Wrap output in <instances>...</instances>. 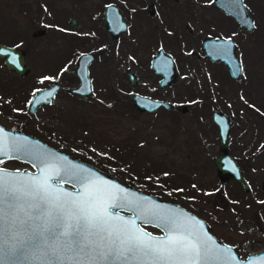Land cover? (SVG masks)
<instances>
[{"label":"rangeland","instance_id":"obj_1","mask_svg":"<svg viewBox=\"0 0 264 264\" xmlns=\"http://www.w3.org/2000/svg\"><path fill=\"white\" fill-rule=\"evenodd\" d=\"M106 2L125 5L127 10L128 29L117 37L102 21ZM244 2L254 21L252 30L242 28L213 0H0V41L25 51L33 85L61 66L63 86H72L77 81L71 72L77 56L95 55L89 66L94 83L89 97L62 89L52 103L35 112L26 109L21 100L28 93L0 59V121L6 128L43 138L125 184L186 207L205 218L210 230L241 257L260 251L264 248V0ZM210 36L236 42L242 65L239 78L232 77L223 62L204 56L201 41ZM157 48L171 54L176 63L177 78L165 87H159L160 75L150 67ZM125 67L137 75L135 85ZM6 80L16 93L5 87ZM129 91L173 106L141 111L128 100ZM178 104H186L185 109ZM213 108L231 119L228 149L251 185L249 190L229 175L219 177L214 157L221 152L220 138ZM0 166L31 169L16 159Z\"/></svg>","mask_w":264,"mask_h":264},{"label":"snow or ice","instance_id":"obj_2","mask_svg":"<svg viewBox=\"0 0 264 264\" xmlns=\"http://www.w3.org/2000/svg\"><path fill=\"white\" fill-rule=\"evenodd\" d=\"M231 47L225 42L217 52L228 56ZM21 156L39 171L0 167V264H242L195 217L136 196L0 127V165ZM137 221L154 223L164 235L153 236ZM254 261L264 264V256L248 264Z\"/></svg>","mask_w":264,"mask_h":264},{"label":"water","instance_id":"obj_3","mask_svg":"<svg viewBox=\"0 0 264 264\" xmlns=\"http://www.w3.org/2000/svg\"><path fill=\"white\" fill-rule=\"evenodd\" d=\"M214 3L222 10H224L225 13L231 15L242 28L246 30H252L254 28V21L248 12V8L244 0H214ZM104 18L107 19L108 30L111 32V34L116 35L125 29L126 26L125 19L124 17H122L121 11L114 4L110 3L106 6L104 11ZM71 23L76 24L77 21L72 18ZM225 42H230L232 45L230 54L228 56L220 55L217 52V46L224 44ZM235 46H236V42L233 41L231 38H220V37L211 36V37H205L202 40V50L205 52V56L211 60L222 61L225 64L226 68L228 69L229 74L237 79L239 78L242 72V65H241V61L239 60V58L235 53ZM2 58L4 59V64L7 68L14 70L19 74L24 75L29 70V66L25 62V51L17 46L7 45L0 41V59ZM13 58H15V63L12 62ZM91 58L92 55L89 52L80 54L75 62V68L73 70V73L80 77L81 83L76 88H71L70 91L81 94L83 98H86L91 91V84L88 77V65L91 61ZM151 67L157 73L162 75V78L160 80L161 86L168 85L174 82L177 78L175 71V61L172 58V56L166 54L163 49H159L156 52V54L153 56L151 61ZM130 76L134 83L135 76L132 73H130ZM57 88H58L57 85L53 84L51 87L42 89L39 92L35 93V96H33L31 99L32 103H30V105H32L33 107L37 105L38 103H35V100H38L41 97H45V98L40 100L39 103L43 101L49 102L52 97H46L45 94L53 89H55L56 91ZM129 100L139 110L148 111L150 113L156 112L160 105H163L167 108L171 106L169 102L135 92L130 93ZM185 106L186 104L177 105V107L180 110L185 109ZM212 119L218 126V135L221 139L220 142L221 152L219 155L214 157V161L216 163L219 177L222 178L225 175H229L233 179L239 181L245 190H249L251 186L247 178L245 177L235 156L230 154L228 149L229 140L231 136L230 134L231 119L225 113H223L219 108L213 109ZM0 127H2L5 131L12 133L13 135L21 139L26 137L33 145L41 146L47 151L54 153L60 157H66L67 162L77 165L78 167L89 169L97 177L111 181L115 184H119L122 188H125L126 190H128V192L136 196L147 197L150 201H154L161 205H167L172 208L180 209L188 216L195 217L196 220L203 225V230L205 231V233L222 247L224 248L230 247L232 249V254L235 255L237 259L242 261V264H248L249 260H253L256 257L264 256V249H263L258 253H248V255L245 256V258H242L234 246L220 240L210 231L209 223L204 218L200 217L199 215L187 209L186 207L175 202L164 200L158 194L147 193L142 189L136 187L135 185L125 184L119 179H117L115 176L105 172L96 165L84 161L78 157H75L74 155L65 152L59 148L51 146L31 133H27L15 128L14 129L6 128L1 124V122H0ZM262 146H264V140L262 142ZM16 160L28 163L32 167V169L9 168L3 166L0 167L6 168L9 171L19 170L20 172H24L28 174L38 173L39 170L33 167L32 162L28 158L21 156L19 159ZM62 187L68 191H76V189L73 188V186L69 183H64ZM261 187L262 189H264V180L261 183ZM120 214L126 217L131 216V213L129 212H121ZM137 223L140 224V226L146 232L151 233L153 236L161 237L164 235V233H154L152 231H149L145 227L147 225L156 227L154 223H147V222L141 223L140 221H137ZM254 264H259V262L254 261Z\"/></svg>","mask_w":264,"mask_h":264},{"label":"flooded vegetation","instance_id":"obj_4","mask_svg":"<svg viewBox=\"0 0 264 264\" xmlns=\"http://www.w3.org/2000/svg\"><path fill=\"white\" fill-rule=\"evenodd\" d=\"M214 1V0H213ZM110 3H112V4H114L120 11H121V15H122V17H124V19H125V23H126V26H125V29L122 31V32H124V31H126V29H128L127 27H128V22H127V17H126V14H127V10H126V8H125V5H122V7L120 6H117L115 3H113V2H106V4H105V8H106V6L108 5V4H110ZM217 6V5H216ZM218 7V6H217ZM105 8H104V11H105ZM220 10H222L220 7H218ZM104 11H103V13H102V21H103V23H104V26H105V28H106V31L108 32V33H110V35L112 36V37H117V36H119V34L120 33H122V32H120V33H118V34H116V35H113V34H111V32L108 30V25H107V19H105L104 18ZM126 11V12H125ZM223 12H224V10H222ZM118 12V11H117ZM225 13V12H224ZM226 15H228V16H230L231 18H233L231 15H229V14H227V13H225ZM71 19L72 18H70V22H71ZM74 20H76L77 21V19H75V18H73ZM234 19V18H233ZM236 21V20H235ZM78 24V21H77V23L76 24H73V25H77ZM211 37V36H210ZM203 40V39H202ZM201 47H202V41H201ZM159 49H163V48H157V50L155 51V53L151 56V58H150V67H151V61H152V58H153V56L156 54V52L159 50ZM164 50V49H163ZM164 52L166 53V54H169L168 52H166L165 50H164ZM82 53H85V52H82ZM82 53H80V54H82ZM90 53V52H89ZM190 53L191 52H185V54H188V55H190ZM203 53H204V56H205V52L203 51ZM79 54V55H80ZM25 55H26V53H25ZM78 55V56H79ZM91 55H92V58H91V61H90V63H89V65H88V77H89V80H90V84H91V91H90V93L88 94V96L87 97H89V95L92 93V91H93V87H94V83L92 82V80H91V78H90V69H89V66L93 63L92 61L95 59V55H94V53H91ZM169 55H171V54H169ZM78 56H77V58H78ZM172 56V55H171ZM77 58H76V60H77ZM172 58L174 59V57L172 56ZM208 58V57H207ZM209 59V58H208ZM76 60H75V62H76ZM210 61H220V60H211V59H209ZM175 61V60H174ZM1 62V61H0ZM25 62H26V64L29 66V62H27L26 60H25ZM75 62H74V68H75ZM222 62V61H221ZM1 64L3 65V68H5L6 70H7V72H8V74H12V75H14V76H16L17 78H19V80L20 81H16V82H18V84H19V86L22 88V89H24V90H26V92L28 93L27 94V96L25 97V99H22L21 101L23 102V103H25V107H26V109L29 111V112H35L36 111V109L37 108H39V107H43L45 104H49V103H52V100H53V98L54 97H56L57 96V94H58V92H60L62 89H65V90H68L70 93H72V94H75V95H78L79 97H81L82 99H86V98H83L82 97V95L81 94H78V93H74V92H72V91H70V89L71 88H76L78 85H80V83H81V79H80V77L78 76V75H76V74H74L73 73V70H74V68L71 70V72H72V74L77 78V81H76V83L74 84V85H72V86H69V87H64L63 86V83L61 82V66L60 67H58L57 69H56V71H54L53 72V74L51 75V76H49V78L50 79H48L47 80V82L46 81H43V79L42 80H37V81H35L36 83L33 85V82H31V79L29 80V76H30V74H31V67L29 66V69H30V71L28 70V72L26 73V74H24V75H22V74H19V73H17V72H15L14 70H11V69H9V68H7L6 66H5V64H4V59L2 58V62H1ZM224 64V63H223ZM225 65V64H224ZM175 67H176V63H175ZM152 68V67H151ZM153 69V68H152ZM154 70V69H153ZM228 70V69H227ZM124 71H125V73L127 74V77L130 79V82H131V84L132 85H135V83H137V81H138V77H137V75L132 71V70H130L128 67H125L124 68ZM154 72L156 73V74H158V75H160V78H159V80H158V85H159V87H165V86H167V85H163V86H161L160 85V80H161V78H162V75L161 74H159V73H157L155 70H154ZM130 73H132L135 77V82L133 83V80H132V78H131V76H130ZM55 75H57L55 78H54V76ZM176 76H177V73H176ZM7 80H8V78H6ZM6 80V82L4 83V85H5V87H7V89H10V91H12V94L13 93H16L15 91V89H11L10 88V86H9V84H8V81ZM44 82H46V83H44ZM37 83L39 84V85H37ZM53 84H56L57 85V90L55 91V93L53 94V96H52V98H51V100L49 101V102H45V101H43V102H41V103H38L37 105H35L34 107L32 106V105H30V101H31V99H32V97L34 96L33 94H34V90H37V89H39V90H42V89H45V88H48V87H51ZM37 85V86H36ZM34 86V87H33ZM26 88H28V90L26 89ZM37 92H39V91H37ZM37 92H35V93H37ZM131 92H135V93H138V92H136V91H129L128 92V97H130V93ZM152 98H154V97H152ZM157 99H159V98H157ZM128 100H129V98H128ZM159 100H163V99H159ZM130 101V100H129ZM163 101H166V100H163ZM131 102V101H130ZM166 102H168V101H166ZM132 103V102H131ZM170 104H171V106L170 107H168V108H172V106H173V104L171 103V102H169ZM179 105V104H178ZM161 107H164V108H167V107H165V106H163V105H160L159 106V108H161ZM158 108V109H159ZM138 109V108H137ZM214 109V108H213ZM213 109H212V111H213ZM142 111V110H141ZM146 112H148V111H146ZM148 113H150V112H148ZM1 122V121H0ZM9 129H14V128H9ZM15 129H19V130H22V129H20V128H15ZM22 131H24V130H22ZM24 132H26V131H24ZM27 133H29V132H27ZM32 134V133H31ZM36 137H38V136H36ZM38 138H40V137H38ZM41 140H43L44 142H46V143H48L49 145H52V144H50L48 141H46V140H44L43 138H40ZM57 145V144H56ZM58 146V145H57ZM62 150V149H61ZM64 151V150H63ZM81 159V158H80ZM82 160H84V159H82ZM85 161V160H84ZM264 249V248H263Z\"/></svg>","mask_w":264,"mask_h":264}]
</instances>
